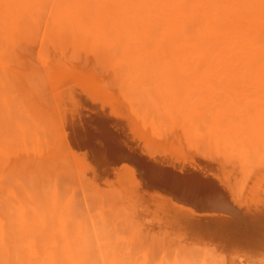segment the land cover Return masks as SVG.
<instances>
[{
	"label": "bare ground",
	"instance_id": "6f19581e",
	"mask_svg": "<svg viewBox=\"0 0 264 264\" xmlns=\"http://www.w3.org/2000/svg\"><path fill=\"white\" fill-rule=\"evenodd\" d=\"M131 1L135 3L129 6L124 0L105 1V10L102 14H98L95 8V18L89 19L90 28L82 27L83 24H80V29H78L79 25L76 27L79 33L89 36L101 46L111 50L117 64L116 69L120 71L116 73L124 75L121 81L118 80L120 86L125 87V91H134L136 94L138 92L137 95L140 97L138 100L142 107L152 108L153 112L157 113L155 117L169 121V124L176 127L175 129L186 134L184 135L186 140H188L187 137H194L206 140V143L212 142L216 149L221 146L222 150L236 155L242 162L247 163L256 159L264 162V109L251 112L247 106L243 105V108L239 106L240 98L243 97L245 90L243 85L247 86V83H251L253 87L256 86V89L264 90V0ZM81 4L73 9L76 10L74 13L70 12V15L65 16L68 17L69 22L73 20L83 23L86 20L82 14L86 8H89L87 4H83L84 6ZM94 5L97 6V3ZM67 11L64 12L67 13ZM85 79L87 80V76ZM86 80L72 82L73 85L69 84V88H65V91L60 87L63 92L57 93L55 107L59 117L57 131L60 135L55 148H63L67 153L66 159L71 156L77 170L82 172L83 176L85 174V177L89 176L88 178L98 180L97 177L99 178L100 175L108 174L109 178L112 175L111 178H115L122 191L131 192L130 199L133 200L136 209L143 203H148L147 200L154 199L157 204L152 203V205L151 200L149 204L152 207L156 204L154 207L157 212L156 219H158L156 226L174 229V224H177V227L183 219L187 220L189 223L183 222L178 229L183 236H187V239L190 235L209 230L210 227L206 226L208 223L218 224L225 220L234 222L237 215H241L237 221L244 218L246 220V214L243 211L245 213L250 211L246 212L243 208L242 214H239V206L236 209L232 204L230 185H228L232 175L228 174L221 178L219 175H214L215 173L212 174L211 164L202 159L193 158L194 156L191 157L190 153L186 155L185 152L180 151L182 153L180 157L186 156L169 159L171 156L166 155L169 152L166 153L168 147L164 143H159L157 138L155 143L159 144L156 143V146L162 144L163 147L162 145L160 147L166 146L167 149L164 148L165 153H162L159 152L161 151L159 146L158 150L156 146V149L152 148L155 145L154 140L147 137L153 136L143 130L138 116L132 114L124 98L122 99L119 94L115 95L118 92L111 91L104 84H93ZM224 83L227 84V89L230 86L228 93L233 97L228 94L229 97H226L221 106L222 109L214 113H211V109L200 113L192 109L193 100L191 99L196 94L200 96L203 88H207V92L210 90L219 92L220 90L216 89H219V84L224 85ZM235 85H242L244 89H239L240 92L237 93L234 91ZM39 90L41 91V88ZM39 90L36 89V92ZM213 91L210 92L211 98L215 96L212 95ZM199 99L201 101L202 97ZM190 101L191 105H189ZM202 103L205 104V102ZM226 114L231 120V116L234 117L236 121H233L234 118L231 121L225 116ZM30 116L33 115L30 114ZM223 117H227L226 119L230 121V124L227 123L228 128L221 126ZM153 119L156 118L153 117ZM37 124L35 123L36 127H38ZM45 128L46 132L47 128ZM21 129L23 132L24 129ZM229 132H232L231 138L224 140ZM29 137L32 136L29 135ZM21 141L25 143L24 138ZM172 147L173 145L170 148ZM30 157L40 159V155L34 154ZM100 178L105 180L104 177ZM109 178H107L108 181L113 180ZM263 186L264 184L259 187ZM253 195L257 196V194ZM261 200L257 203L260 206L258 207L260 212H255L259 216L256 215L257 220L254 224L246 223L247 221L234 222V224H240L241 231L238 230L236 233L233 231L235 228L232 230L234 236L232 233L233 237H230L234 241L232 247L229 243L230 251H227L229 264H264V200ZM53 201H55L54 196L51 203ZM247 204L248 207L245 205V209H253L249 207V203ZM153 209L148 210L153 211ZM149 211L148 213H151ZM148 213L146 212L147 217ZM69 214L66 209H60L57 217H50L53 220V226L46 229L49 235L52 237L58 235V239L61 238L63 243L65 242L63 245L65 247L60 245L62 250L58 249V247L61 248L60 246L57 247L59 252L63 253L62 259L48 249L42 253L29 249L24 255L23 249L18 253L21 254V258H15L17 260L14 264H57L60 261L65 262L64 264H67L66 262L76 264L77 260L71 253V245L78 239L77 235L73 237L72 234L77 232L79 235L81 231L77 230L69 235L71 232L69 229V233L67 231ZM20 216L23 229H30L32 222L27 221L24 214L21 213ZM35 223L43 229L45 221L38 216ZM152 224L154 225V221ZM157 230H159L158 227ZM164 230L161 229L160 232ZM251 230L252 233L249 234ZM213 232L210 230V235L217 233ZM225 239L230 241L228 236ZM201 241H203L202 238ZM56 243L53 241L51 245L55 248Z\"/></svg>",
	"mask_w": 264,
	"mask_h": 264
},
{
	"label": "rangeland",
	"instance_id": "374dc122",
	"mask_svg": "<svg viewBox=\"0 0 264 264\" xmlns=\"http://www.w3.org/2000/svg\"><path fill=\"white\" fill-rule=\"evenodd\" d=\"M82 1L0 0V235L2 236L0 237L2 239L0 241V264L16 263L17 259L15 258H21V254L18 253L23 249L25 251L22 252L23 255L29 249L36 253H42L48 249L49 252H54L56 257L60 258L61 256L62 259L63 253L61 254L59 250L65 247L63 246L65 242L63 243L61 238L58 239V235H54L53 239L46 230L53 226V220L50 217H57L60 209H66L70 213L67 220V231L68 229L71 231L70 233L68 231L69 235L77 230H80L82 234V236L77 232L72 234L73 237L77 235L78 239L71 245V253L77 260L76 264H229L227 251L234 241L231 238L234 236L233 231L237 233L240 230V224L237 223L247 221L246 223L254 224L259 216L255 212H260L258 201L264 200V186L259 187L264 184V162L257 159L247 163L246 161L242 162L236 155L222 150L221 146L216 149L212 142L206 143V140L194 137H187L188 140H186L184 136L186 134L175 129L176 127L169 124V121L159 120V117H155L157 113L153 112L152 108L149 110L142 107L143 105L138 100L140 99L137 95L138 92L136 94L134 91H125V87L120 86L118 80L121 81L124 75L119 74L120 71L116 69L117 64L111 50L101 46L89 36L78 32L82 24V27L85 26L87 29L91 27L89 19L95 18V8L98 14H102V11L105 10V1L117 2L121 0H84L86 3ZM124 2L128 6L135 3L131 0H124ZM95 3L98 7L94 5ZM80 4L82 6L87 4L86 6L89 8H86L82 14L86 20L83 23L73 20L69 22L68 17L65 16L70 15V12L74 13L76 10L73 9H76V6L78 7ZM61 12L63 14H60ZM75 75L76 78H74ZM80 78L93 84H104L111 91L118 92L115 95L119 94L122 99L124 98L132 114L138 116L139 124L143 130L153 136L147 138L154 140L153 144L156 138L159 143L166 144L168 149L166 146L164 148L167 149L166 153L169 151L166 154L171 156L169 159L174 160L173 158L180 157L181 152H185L186 155L191 154V157L194 156L193 158L202 159L211 164L213 172L210 167L209 169L212 174L215 173L214 175H219L221 178L228 174L232 175L230 184H228L230 185L232 204L236 209L239 206V214H242L244 208L246 212L250 211L251 215L243 211L246 214V220L244 218L241 219L243 221H237L241 217V215H237L234 218L236 220H233L237 221L235 224L231 220H229L230 222L225 220L218 224L216 222L215 224L208 223L206 226L211 229L208 228L209 230L190 235L188 236L190 238L187 239V236H183L178 230L187 220L183 219L182 223L179 222L178 228L177 224H174V229L156 226L158 219H156L157 212L154 207L157 203L154 199H150L151 202L147 200L151 204L156 203L154 207L148 202L142 204L143 209L138 206L140 210L138 208L137 210L133 200L130 199L129 193L131 194V192L122 191L115 178H111L112 175L110 178L108 174L100 175L105 180L100 177V180L98 177V180L92 179V177L88 178L89 176L85 177V174L83 176V173L77 170L72 157L68 156L70 159H66L67 153L64 149L55 148V143L59 140V131H57L59 117L55 112L57 93L65 91V88H69V84L72 86V82H82ZM94 80H96L95 83ZM248 84L252 86L251 83H247V86L243 85L246 91L244 90L243 97L240 98L239 106L242 108L243 105L247 106L251 112L261 111L260 109H264V101H262L264 100L262 98L264 90L257 88L259 91L256 86L251 87ZM219 85L224 89H220ZM219 85V89H216L220 90L219 92L212 90L215 93H212L215 95L214 98H211L210 92L212 91L207 92V88H203L202 92L198 91L201 92L200 96L196 94L191 99L193 104L191 101L189 102V105H193L192 109L199 113L210 109L211 113H214L222 109V104L230 95L228 93L230 86L227 89V84ZM243 86L235 85L234 91L239 93L241 89H244ZM38 88H41V91ZM36 89L40 93L36 92ZM226 92L227 94H225ZM130 93L131 95H129ZM134 94L137 99L132 97ZM230 96L233 97V95ZM199 97H202L201 101ZM53 105L55 106L53 107ZM225 116L230 119L227 114ZM153 117L156 119L154 120ZM226 118L223 117L222 121H224L220 123L222 127L228 128L227 123L230 124V121ZM231 118L233 120L234 117L231 116ZM233 121L236 119L234 118ZM35 123H38V127L35 126ZM45 126L46 132L44 131ZM21 128L24 129L23 132H21ZM231 136L232 132H229L228 135H225L224 140ZM23 138L25 143L21 141ZM182 140L185 141L182 142ZM32 141L36 145H33ZM158 142L156 143L159 144ZM156 143L152 148L156 149L157 147L156 150H158V146L160 147L162 144L156 146ZM172 145L173 147L170 148ZM162 147L159 152L165 153V149ZM171 153L173 154L170 155ZM34 154L40 155V159L30 157ZM186 155H181V157ZM166 157L168 159V156ZM107 178L113 180L108 181ZM253 194H257V196ZM53 196L55 201L51 203ZM232 196L235 198L233 199ZM246 202L253 209H245V205L248 207ZM144 207L154 209L148 213L149 210ZM21 213L25 215L27 221L32 222L30 229H23L20 221ZM149 214L155 217L152 218ZM248 215L251 218L247 217ZM38 216L45 221L43 229L35 223ZM153 221L155 226L152 224ZM186 223L188 224L189 221ZM225 224L227 225L225 226ZM161 229H165L164 232H160ZM220 229H222L221 232ZM210 230L217 233L212 236ZM206 232H209L210 236ZM200 233L201 235H199ZM227 236L229 239L231 238L230 241L225 239ZM53 241L57 242L55 248L51 245ZM83 241L84 243H82ZM223 242L225 244L228 242V244L225 245ZM229 243H231L230 246ZM226 246L229 247L226 248ZM18 255L19 257H17ZM64 263L57 262V264Z\"/></svg>",
	"mask_w": 264,
	"mask_h": 264
}]
</instances>
